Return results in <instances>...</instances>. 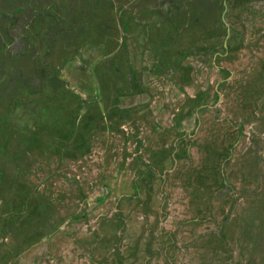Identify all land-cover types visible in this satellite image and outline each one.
<instances>
[{
	"label": "rangeland",
	"instance_id": "obj_1",
	"mask_svg": "<svg viewBox=\"0 0 264 264\" xmlns=\"http://www.w3.org/2000/svg\"><path fill=\"white\" fill-rule=\"evenodd\" d=\"M201 1L192 0L193 6ZM84 2L86 6L73 9L72 2L67 0H10L15 14L11 16L12 20H8L0 13V39L11 37L20 42L22 36L18 35L24 27L40 30L35 45L25 40L27 48L17 53L16 60L7 57V62H4L7 72L15 70L14 79L20 77L16 86L23 85L25 74L21 70L29 67V63L21 60L23 51L27 54L34 50L49 61L48 65L55 67L56 72L71 60L77 50L75 47L82 44L83 38L77 43L72 30L62 36L59 29H108L114 40L111 50L115 48V29L123 26L125 20L130 22L125 19L127 13L120 14L113 11L112 5L105 6L94 0ZM243 4L248 3L230 0L226 16L221 20L222 26H228L231 41L228 43L231 54L227 67L229 83H226L228 80L222 72L225 59L221 48L217 44L211 45L212 42L207 43L209 34L214 41L220 42V31L224 29H201L200 16H197L191 18L192 21L185 18L184 28L173 33L175 24L163 18L169 30L164 34L162 29L152 41V58L149 54L147 69L150 70V78L145 81L148 87L145 89L141 83L145 92L140 98L127 96L125 106L131 102L135 106L132 123L117 117L118 112L113 114L108 103L89 104L87 108L81 106L80 99L78 101L71 92L51 99L54 104L42 105L38 120L36 114L32 116V122L13 120V113L19 107L24 111L30 98H22L20 92H12L11 103L5 107L8 111L4 112L2 95L6 89L13 88L10 87L13 82L6 81L11 77L10 73L0 74V143L1 140L5 142L0 144V162L4 159L2 151L7 155L6 170L31 167L29 173L32 176L28 178L29 173L22 174L30 181L27 186H20L17 179L16 184L11 185L10 182L7 187V183L2 181L5 178H0V264H143L146 250H170L178 242L174 240L175 236L179 239V252L175 248L174 261L170 260L171 257L164 261L163 254L159 253L158 261L153 263L189 264L181 260L183 255L180 252L183 249V253H191L190 248L183 246L188 243L183 240L188 232L199 234L200 240L209 236V249L202 264H218L211 257L217 253V247L213 245L216 238L230 234L236 239L238 221L252 224L258 219L259 223L260 217L261 222L264 221L262 202L254 201L247 193L262 185L264 187V5L251 11ZM7 5V0L0 1L3 11ZM91 11L93 17L79 16ZM249 11L251 18L243 15ZM252 18L257 20L258 26L254 31L250 29L255 37L251 42L249 40L251 46L247 47L250 50L243 55L242 46L249 33L243 25L252 22ZM194 29L199 31L193 32ZM52 31L55 34L49 36ZM58 37L63 40L60 42ZM102 38L95 34L93 42L98 43ZM127 38L128 35L123 37L124 40ZM49 41L52 45H59L51 53L49 49L43 51ZM231 47H235L234 52ZM200 48L207 51L208 56H197L196 49ZM60 49L65 56H59ZM135 53L137 51L132 54ZM87 55L99 57L96 51ZM114 55L120 57L121 54ZM189 56L192 58L187 59ZM102 57H108L105 50ZM11 62H15L16 69ZM163 62L165 68L161 65ZM210 66L212 71L208 70ZM65 67L75 69L69 63ZM95 69L100 90L106 86L104 78L110 77L109 87L119 85L111 71L108 70L109 75H106L100 66L90 67L91 77ZM35 72L44 76L54 70ZM253 75H258V78L251 82ZM28 77L32 80L31 73ZM141 79L144 80L142 76ZM127 92L131 93V89ZM101 96L108 98L106 94ZM185 96L191 97L189 101ZM59 102L64 108L58 111L56 104ZM65 108H68L69 115ZM184 108L187 112L181 114L182 119L193 117L191 129H177L175 133L171 127L173 111L177 109L176 113L179 110L181 113ZM216 123L220 124L219 129L214 125ZM24 124L29 130L23 133L21 127ZM162 126V131L152 129ZM196 128L203 136L201 151L198 150L197 154L191 151L187 142L189 159L185 154V159L178 164L173 161L165 165L157 163V152L151 157L152 151L173 149L177 135L179 140L188 138L189 132L193 137ZM209 135L212 140L207 139ZM24 149L31 153V163L28 158L24 159L28 157ZM29 193L42 195L54 203L37 205L33 199L45 201L39 196L30 200ZM24 210L26 213H21ZM193 217L196 223L188 224L186 219L190 222ZM183 218L185 220L181 221ZM15 223H18L17 227ZM250 230V235L255 233ZM240 231L249 232V229L242 226ZM9 233H12L13 242L3 239ZM256 237L263 239L262 253L259 247L255 250L245 245V238L239 236L245 249L237 256L230 254L227 264H255L254 258L260 254L264 260V228L259 224ZM252 238L255 239L254 236ZM41 240L42 246L30 247ZM10 246L19 251L15 259L5 257L4 250ZM227 248L225 244L219 253L226 252ZM230 248L235 250L234 246ZM194 254L199 255L196 249Z\"/></svg>",
	"mask_w": 264,
	"mask_h": 264
},
{
	"label": "crops",
	"instance_id": "obj_2",
	"mask_svg": "<svg viewBox=\"0 0 264 264\" xmlns=\"http://www.w3.org/2000/svg\"><path fill=\"white\" fill-rule=\"evenodd\" d=\"M1 1V0H0ZM8 1V5L3 11L2 7L0 6V13H2L3 17H6L8 20H12L11 16H14L13 12V6L10 3V0ZM12 1V0H11ZM68 2H72V7L75 9L77 6H86V3L84 2L85 0H67ZM91 1V0H88ZM209 1V0H208ZM207 0H202L198 5L193 6L192 0H94V2H100L103 3L105 6H113L114 10H117L120 14H123L124 12L127 13V16L125 19H129L130 22H127L125 20L124 25L119 27V29L116 30V43L117 45L113 50H111L113 46V38L112 35H110L108 29H59V33L61 32V35H67L71 33V30L73 33L76 34L73 39L78 43L80 38H83L82 44L80 46L75 47V53L72 55L71 60L68 62L69 65H74L75 69H67L65 66L68 64H65V66H62L61 70L59 69L58 72L54 71L51 72L49 75H44L40 76L39 73L35 72L34 73V62L35 59L37 62L42 63L44 58L41 56L37 55V52L34 50L31 53H21V60L23 63H29L28 70H21L22 74H25L24 79L22 80L23 85L22 86H16V83H19L20 77H17V79H14V74L15 70L13 72H7V70L4 69V62H7V57L8 58H13V60H16L17 58V53L26 49L27 46L25 44V40L29 42H34V45L36 42L39 40L36 38V34L31 33L30 29H26L25 27L21 29L20 34L18 37H21V40H17L14 38L13 40L7 37H4L0 39V74L2 75V72L5 73H10L11 77L7 79L6 81H11L13 82V86L11 84L10 87H13L12 89H6V92L3 96V102L1 103V107L4 110V112L8 111L6 110L5 107L7 105H10L11 103L10 99L12 98V92L13 93H18L20 92L22 95V98L29 97L30 100L27 101L28 106L24 108V111L21 107L17 108L18 110L15 111L12 115L13 120L17 119V121H22V123L26 122H32L33 118L32 116L36 114L37 120L39 117V111L40 107L42 105H47V104H54L51 99L54 97L60 95L62 97L63 93L71 92V94L79 101L80 99V104L81 106H85L86 108L90 105L94 106V104H102L105 103L109 105V110L111 109V101L112 99H116L118 96V91L124 93V95L130 96V95H136L133 98H140L145 91L141 87V83H143V87L146 89L148 87V82H145L146 79L147 81L150 78V70L149 69V63H150V57L149 54L152 58V41L154 39L155 34L159 33L162 29L164 31L162 33H167L169 30L166 23L164 22V17L167 19L169 23H174L175 26L172 27L173 33H177L180 29H183L184 26V19L189 17L190 19L193 17L200 16V28L201 29H224V31H220L221 36H220V42L219 41H214V37L209 34L207 38L208 44L215 45L217 44L218 47L221 48L222 53L224 56H226V53L224 52L225 47H224V42L231 43L229 41V29L228 26L225 24L226 27L221 25V20L222 17L224 18L226 16L227 12V7L229 5L230 0H221L222 2L217 4L212 1L208 2ZM245 3L248 4H243L246 8L250 9L251 11H256L259 5H264V0H243ZM252 1L253 3H251ZM253 6H252V5ZM254 7V8H253ZM254 14V12H253ZM244 16L252 17L250 11L249 12H243ZM79 16H84V17H93L94 13L91 11V13H87L84 15H79ZM253 18H255L253 16ZM253 18L251 20H253ZM176 21H183L180 23H177ZM192 21V19H191ZM250 22V20H249ZM255 22V23H254ZM192 25V23H190ZM189 25V26H190ZM244 29L249 32L246 34V43L242 46L246 48L247 46H251V43L249 44V40H251L255 37L253 36V31L257 28V20L254 19L250 23H244ZM200 29V30H201ZM250 29H253L250 30ZM37 35L39 34L40 30L36 29ZM47 30V29H46ZM51 29L48 30L50 32ZM199 29H194L193 32H198ZM24 32H29L31 35H26L23 34ZM55 34L54 31L49 34L50 35ZM95 34L101 35L102 40L99 41L98 43L93 42L95 39ZM252 34V35H251ZM125 35H128V38L126 40L123 39ZM119 36L121 39H119ZM252 36V37H251ZM86 37V38H85ZM228 37V38H227ZM65 38L68 40L69 37L65 36ZM60 42L63 40L62 37L57 38ZM50 41H54L53 39H50ZM49 41V45H46L45 48L49 49L50 51L57 49L59 45L57 43H54L53 46L51 42ZM19 42V43H18ZM17 50V51H16ZM105 50L108 54V57H102V51ZM203 48L196 49V55L200 57H206L208 56L207 51H203ZM90 51H96L99 54V57L92 58L90 55ZM133 51H137V53L132 54ZM189 52V50H186ZM121 54L120 57L114 55L115 53ZM163 52L161 53V59L163 57ZM15 57V58H14ZM251 58V56H250ZM132 59L133 61L132 63ZM140 59L142 60V63H140ZM216 60V57H214ZM10 63V62H9ZM117 63L121 67H123V70L127 73V65L129 64L130 67L134 72H136V75H138L139 70L141 71V76L144 80L139 77L138 79H132L130 77H126L124 75L120 76L118 79L119 85L118 86H112L109 87V85L104 86L100 90V84L97 82L99 81L96 74V69L94 70V73L91 77L90 74V67H102L104 70V73L106 75L108 74V70L111 71V73L114 72V67L116 66ZM13 65V69H16L15 62H11ZM46 65L49 64V61L46 60L45 62ZM134 64H137L138 67ZM140 64L142 65L141 68H139ZM154 65V63H153ZM7 68V65H6ZM146 68V70H144ZM8 69V68H7ZM208 69V67H207ZM212 66L209 67V71H212ZM36 70V69H35ZM29 73H31L32 80L29 79ZM45 73V72H44ZM226 74V73H225ZM228 75V74H227ZM27 77V78H25ZM160 77V76H158ZM160 79V78H159ZM33 83L31 86L30 84ZM112 89H116V92H112ZM131 89V93H128L127 91ZM18 90V91H16ZM32 90H35L33 92ZM106 94L107 99H103L101 95ZM83 97H86L87 100H85ZM110 98V99H109ZM127 98H121L119 100L120 106H125L127 104ZM37 99V100H36ZM95 102V103H94ZM56 105H58V111L62 110L63 103L59 102ZM60 107V109H59ZM134 104L131 102L130 104L128 103V109L134 110ZM123 107L122 109H124ZM179 108V107H178ZM177 110V109H176ZM176 110L173 111L172 114V125L174 129L179 128V129H191V124L192 121L190 120H181V116L176 113ZM65 112L69 114L68 108H65ZM15 122V121H14ZM13 122V123H14ZM165 123H163V126ZM163 126L161 128H152L154 131H157L160 129L161 131L163 130ZM179 126V127H178ZM21 129L24 132H27L29 130V127L24 124V126L21 127ZM163 140V138H162ZM155 141H153V144H155ZM164 141V140H163ZM3 141L1 140L2 144ZM5 143V142H4ZM3 143V144H4ZM152 144V145H153ZM176 143L173 146V155L176 156V159L178 158L179 161H182L185 159V154L188 155V153L183 151V145L184 143L180 141V143L175 146ZM4 146V145H3ZM163 150V149H162ZM24 152L27 153L28 158L31 159V153L27 152L26 149H24ZM157 152L158 156L162 151H152L150 153L151 157L153 154ZM264 157V155H263ZM189 159V155L188 158ZM7 162V156L4 157L3 160L0 162V178H5L9 177L8 179L10 180L7 183V187L9 183H16V180L19 179V185H22L21 182V177L22 174L21 172L29 173L31 167H25L22 169H16L13 167L12 171H8L5 169L6 163ZM31 163V162H29ZM28 178H31L32 176L30 173L27 175ZM13 178L14 180L12 181ZM16 179V180H15ZM1 184V183H0ZM26 185H30V181H27L25 183ZM257 188V187H256ZM254 192V195L252 194ZM248 195L253 199L254 201H260L262 202V205L260 206L262 210H264V187L263 185L259 187L257 190H249ZM243 194V193H242ZM33 203L40 205V204H46V202H38V200L33 199ZM198 203V200H197ZM47 205V204H46ZM48 206V205H47ZM25 212L21 211V213ZM259 216L260 213H258ZM252 217V216H250ZM8 218V217H7ZM6 220V219H3ZM258 219H255L252 221V224L244 222V221H238V230H236V239L233 238L230 234H226L225 237L223 234L219 236V238H216L213 241L214 247H217V253H214L211 255L213 257V261L227 264L228 257L230 254H234L235 256L239 255V252L245 249V246H243V242L239 236L244 237L245 245H249L253 247L256 250V247H259L260 250L259 252H263V239L262 237H256V229L259 224L260 227L264 228V221L261 222L262 218L260 217L259 220L260 222L258 223ZM16 227L18 226V223L14 224ZM244 227L245 229H249V232L247 231H240L241 227ZM250 229H253L255 233L250 235L252 232ZM15 231V230H12ZM11 231V232H12ZM238 231V232H237ZM10 235L3 238L8 239L10 242H13L12 238V233H9ZM223 236V238H222ZM255 237L253 239L252 237ZM38 240L39 234H38ZM43 240V239H42ZM42 240L40 242H35L30 245V247L33 249L36 246H42ZM209 241V236L207 235V239L204 237L201 240V243H208ZM225 244L228 245L227 251L226 252H221L219 253V250H221V247L224 248ZM206 250L208 251L209 249V243L204 245ZM230 246H234L235 250L232 251ZM166 249L165 251H167ZM230 250L232 252H230ZM50 251V250H49ZM5 252V257L6 258H14L16 257L17 254H19V251H16L13 247H9L7 250H4ZM264 255V254H263ZM261 254L258 255V258H254L253 263L255 264H264V260H261ZM144 261L148 260L147 257H143ZM144 264V263H143ZM193 264V263H191ZM213 264V262H212Z\"/></svg>",
	"mask_w": 264,
	"mask_h": 264
},
{
	"label": "flooded vegetation",
	"instance_id": "obj_3",
	"mask_svg": "<svg viewBox=\"0 0 264 264\" xmlns=\"http://www.w3.org/2000/svg\"><path fill=\"white\" fill-rule=\"evenodd\" d=\"M256 38H257V36H256ZM255 38V39H256ZM224 47H225V50H224V52L226 53V56H224L223 55V58L225 59V67H222V72L224 73V75H225V80L227 81L226 83H229V69L227 68L229 65H230V62H231V59H230V57H231V54H230V45L227 43V42H224ZM231 50L234 52L235 51V47H231ZM249 50H250V48L249 47H246V48H244V50H243V55H246L248 52H249ZM250 56H251V54H250ZM116 64V66L113 68L114 69V72L112 73V75H113V77L116 79V80H118L119 79V77L120 76H122V75H124V76H126V77H130V78H132V79H138L139 77L136 75V72H134L133 70H132V68L130 67V65L128 64L127 65V73L123 70V67H121L120 65H118L117 63H115ZM226 73V74H225ZM228 74V75H227ZM256 78H258V75H253L251 78H250V80H251V82H254L255 80H256ZM109 80H110V77L107 79V80H105V82H106V85L108 86V82H109ZM112 92H116L117 90L116 89H112L111 90ZM118 96H117V98L116 99H112V101H111V109H110V111L113 113V114H115V112H118L117 113V117H119L120 119H123V118H126L129 122H133V118H134V110H131V109H128L127 107L128 106H122V104H121V106H120V103H119V100L121 99V98H124V97H127V95H124V93H123V91L122 92H119L118 91ZM226 93H229V92H227L226 91ZM123 107H125L124 109H122ZM214 125H216V127H217V129H219V126L218 125H220V124H214ZM176 133V132H175ZM200 134L202 133V132H199ZM236 133V132H235ZM212 138L213 137H211L210 135L207 137V139H210V140H212ZM209 140V141H210ZM163 141V140H162ZM202 141H203V136L201 137V138H199V141H198V145H197V148H198V150H200V148L199 147H201V145H202ZM235 141H236V139H235ZM175 143H176V145L175 146H177L179 143H180V140L178 139V137L176 136L175 137V141H174ZM209 147V145L207 146V148ZM210 150V149H209ZM173 151H174V149H171V148H164L163 150H162V152L160 153V155H159V162H157V163H162V164H164L165 165V163H167V162H174V163H176V164H178V161H179V159L177 158L176 159V156H174L173 155ZM201 151V150H200ZM202 151H206V149L205 150H202ZM171 154V155H170ZM217 155H219V154H215V156H217ZM220 156V155H219ZM27 158L28 157H26V158H24V159H26L27 160ZM18 161H20V159L18 160ZM17 161V162H18ZM28 161L29 162H32V160H30L29 158H28ZM144 170V169H143ZM143 170H141V171H143ZM159 170V169H158ZM158 173H159V171H158ZM162 174V173H161ZM172 177V176H171ZM185 219L183 218L181 221H184ZM187 221V223L189 224V223H196V222H194L193 220H194V217L192 218V221H190V222H188L189 220L188 219H186ZM180 222V221H179ZM189 234L186 236V237H184L183 238V240L185 241V242H188L187 244H184L183 246L185 247V248H190V251H191V253H190V255H189V253H183L184 252V250L183 249H181L180 250V252L182 253V255H183V257H182V259L181 260H184V261H187L189 264H191V263H193V264H202L203 262H204V260L206 259V254H207V252H206V248H205V246L204 245H199L198 243L199 242H201V240L200 239H198V235L199 234H192V233H190V232H188ZM175 239H177L178 240V242H177V244L175 245V247H173L172 249H170V250H167V251H165L167 248H163L164 249V251H158V249H148V250H146L147 252L143 255V257H147L148 258V260H146V261H144L143 263L144 264H155V263H153V261H158V259H159V253H161V254H163V260L165 261V260H167V259H169L170 257H171V259L170 260H172V262L174 261V256H173V253H174V250H175V248H176V250L179 252V249H178V247H177V245H178V243H179V239L175 236V238H174V240ZM149 244V243H148ZM162 249V250H163ZM195 249H196V251L198 252V254L199 255H195L194 254V251H195ZM181 256V254L179 253V257ZM190 258V261H188L187 260V258Z\"/></svg>",
	"mask_w": 264,
	"mask_h": 264
},
{
	"label": "clouds",
	"instance_id": "obj_4",
	"mask_svg": "<svg viewBox=\"0 0 264 264\" xmlns=\"http://www.w3.org/2000/svg\"><path fill=\"white\" fill-rule=\"evenodd\" d=\"M109 58V57H108ZM189 58H192L191 56H189L187 59H189ZM186 59V60H187ZM161 65L163 66V68H165V66H166V64H165V62H163V63H161ZM160 72V71H159ZM103 73H104V70H103ZM105 74V73H104ZM138 77H141V75H140V73H138V75H137ZM158 76H160V75H158ZM161 77V76H160ZM108 78H104V80H107ZM185 98H188V101H189V99L191 98V97H188V96H185ZM187 112V109H185L184 108V110L180 113V110H179V112L177 113L178 115H180L181 116V114H185ZM69 115V114H68ZM190 117V118H189ZM188 118L189 119H193V117L192 116H189ZM185 119H187V118H183L182 119V116H181V120H185ZM194 124V123H193ZM179 127V126H178ZM177 129H179V128H176L175 129V132L177 131ZM188 130V129H187ZM192 133H190L189 132V135H188V138H185L184 140H180L181 142H183L184 143V147H183V151L185 152H187V142H189V146L191 147V151H195V154H197L198 153V149H197V145H198V141H199V138H201L202 136H200V133L198 132V130H197V128L194 130V136L192 137V135H191ZM177 135V134H176ZM177 137H178V135H177ZM179 139V138H178ZM192 139V140H191ZM188 153V152H187ZM189 155V154H188ZM21 182H22V185H24V186H27L25 183L27 182V180H26V177H22V179H21ZM21 186V185H20ZM29 189L31 188V186H29L28 187ZM43 200L47 203V202H51L50 204H53L54 203V201H52L51 199H49V198H47V197H43Z\"/></svg>",
	"mask_w": 264,
	"mask_h": 264
},
{
	"label": "trees",
	"instance_id": "obj_5",
	"mask_svg": "<svg viewBox=\"0 0 264 264\" xmlns=\"http://www.w3.org/2000/svg\"><path fill=\"white\" fill-rule=\"evenodd\" d=\"M30 31H31V33H32V35L33 34H36V36H37V30H33V29H30ZM24 34H28V35H31L29 32H24ZM86 38V37H85ZM43 51H46V48L44 47L43 48ZM59 54V56L60 57H63V56H65V54H63V52H62V49H60L59 50V52H58ZM45 62H46V60H44L42 63H39V62H37V60H35V67H33L34 68V70L36 69V71H44V72H46V70H50V69H53L54 71H55V67H50V65H46L45 64ZM1 154L4 156V157H6L7 155L5 154V153H3L2 151H1ZM23 173H25V172H21V174H23ZM9 177H5V180H2L3 181V183H6V182H9L10 180L8 179ZM12 179V181L14 180L13 178H11ZM21 179H22V177H21ZM20 179V180H21ZM16 180V179H15ZM17 183V182H16ZM16 183H12L11 185H13V184H16ZM68 183H70V181H68ZM29 195H30V200H32V198H33V196H39V197H41V198H43V196L42 195H35V194H32V193H29Z\"/></svg>",
	"mask_w": 264,
	"mask_h": 264
}]
</instances>
